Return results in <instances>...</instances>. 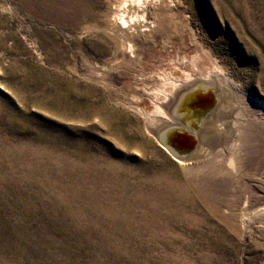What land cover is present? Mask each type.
Wrapping results in <instances>:
<instances>
[{
  "label": "rangeland",
  "instance_id": "obj_1",
  "mask_svg": "<svg viewBox=\"0 0 264 264\" xmlns=\"http://www.w3.org/2000/svg\"><path fill=\"white\" fill-rule=\"evenodd\" d=\"M141 1L129 53L0 0V264H264V0ZM213 71L233 113L181 165L146 126ZM156 176L190 202L149 205Z\"/></svg>",
  "mask_w": 264,
  "mask_h": 264
},
{
  "label": "bare ground",
  "instance_id": "obj_2",
  "mask_svg": "<svg viewBox=\"0 0 264 264\" xmlns=\"http://www.w3.org/2000/svg\"><path fill=\"white\" fill-rule=\"evenodd\" d=\"M23 7L67 31L77 35H92L101 43L111 44L115 51L128 49L129 53L128 32L146 27L147 22L144 16L138 17L139 12L146 10V3L141 0H24ZM118 30L123 35H118ZM213 72L210 77L188 78L186 80L189 81L175 85L147 122L146 132L181 165L198 156H210L204 147L206 140L212 136H222L225 133L223 126L226 127L228 123L222 121V117L228 118L233 113L235 94L221 73ZM203 83L208 85L200 87ZM259 120L264 129V113L259 114ZM183 139L185 143L191 139L192 143L185 144L186 149L182 152ZM170 146L179 150L178 153H172ZM168 171L176 175L175 169ZM182 183L169 182L164 177L156 176L151 180H143L137 195L142 197L147 191L149 199L153 200L149 205L159 203L162 206L167 203L177 205L179 211L182 205L190 202L188 183ZM199 208L197 204V213H200Z\"/></svg>",
  "mask_w": 264,
  "mask_h": 264
},
{
  "label": "water",
  "instance_id": "obj_3",
  "mask_svg": "<svg viewBox=\"0 0 264 264\" xmlns=\"http://www.w3.org/2000/svg\"><path fill=\"white\" fill-rule=\"evenodd\" d=\"M182 143H183V147H182V150H181V151L183 152V150L186 149L185 146H186L188 143H192V141H191V139H190L187 143H185V140L183 139V140H182ZM185 144H186V145H185ZM169 150H170L172 153H173V152H175V153L177 152V153H178V151H179V150L177 151V150H176L175 148H173L172 146H170ZM193 150H194V148H193L192 150H189L188 152L191 153Z\"/></svg>",
  "mask_w": 264,
  "mask_h": 264
}]
</instances>
